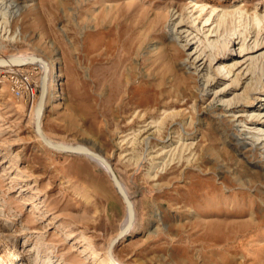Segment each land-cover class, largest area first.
<instances>
[{
  "label": "rangeland",
  "instance_id": "obj_1",
  "mask_svg": "<svg viewBox=\"0 0 264 264\" xmlns=\"http://www.w3.org/2000/svg\"><path fill=\"white\" fill-rule=\"evenodd\" d=\"M195 1L217 6L213 23ZM256 13L264 0H0V57L57 58L61 98L48 102L44 132L102 152L135 206L113 259L127 210L108 172L46 146L33 106L0 76V264H264V154L237 150L223 103L200 90L203 60L190 65L186 33L179 43L166 27L182 14L193 42L234 33L236 54ZM233 58L212 70L223 77Z\"/></svg>",
  "mask_w": 264,
  "mask_h": 264
},
{
  "label": "bare ground",
  "instance_id": "obj_2",
  "mask_svg": "<svg viewBox=\"0 0 264 264\" xmlns=\"http://www.w3.org/2000/svg\"><path fill=\"white\" fill-rule=\"evenodd\" d=\"M194 5L196 6V8L198 9V12H199L198 18H201L204 21V23L209 24L208 22L211 21L212 18H214L213 14L216 13L217 6L208 7V4L206 2H199V1H195ZM238 11L239 10H237V13H238ZM175 14H176V12H171L170 17L174 16ZM239 14H240V12H239ZM218 16L220 18V21L221 20L225 21L224 20V16H225L224 13L218 14ZM189 18H191V17H189ZM233 18H234V15H233ZM171 20H172V22H170V19H169L167 24H166V27L168 29V34L171 35V40H175L176 42L180 43L182 38H183V40H182L183 42H181V46L184 49H189V50L191 49L192 50L191 54L196 55L195 57L193 56L194 60H192L193 62H190V65L196 64L195 63L196 60L197 61L203 60V62L199 66L197 64V66L195 68V70L198 71V73L202 74V77L199 79L200 90H202L203 92H206L207 95L209 94V92L211 90H213L214 91L213 92L214 97L212 100L215 102H222L223 103V108H222L223 112L229 113L228 116L226 117L227 122L230 123L231 127H234V128L236 127V131H232L230 133V137L232 140L236 141L235 144H237V146H236L237 150H239V152L245 156L247 150L245 151L244 149L247 146H249L250 148L248 147V150L250 149L252 151L253 149H255V150L259 151L258 153L264 154V23L261 24V22H264V14L256 13V16H255L256 24L255 25L256 26L258 25V29H257V27H255V30L253 29L255 32V34L253 35L254 36L253 40L249 39V41H247V39H248L247 34L243 35L242 37L240 36V41L237 43V44L240 43L239 44V52H237L236 54L234 53V52H236V50H235L236 49V47H235L236 42H235V39H233V37H232L234 35V33L230 34V35H229V33H227V34L220 33L217 37L208 41L209 45H207L204 43L205 37H204V40L199 37L198 41L197 40H196V42L192 41V40H194L195 36H193V37L191 36V34L193 32L189 31L190 28L187 27L188 21L185 20V18L183 17L182 14L178 15L176 19H171ZM191 21H192V23H194L196 21V19L194 18ZM220 21H218L219 25L221 24ZM213 22H214V19L212 20L211 23H213ZM215 31H217V30H215ZM212 32H214V30H211V33ZM183 33H186V34H184V37H182ZM249 34H250V32H249ZM197 42H199V43L197 45H194ZM208 46H210L212 48L217 47V54L216 53L212 54V52H213L212 50H211L212 52L209 53L207 51ZM19 55H21V56L35 55L37 57L36 64H39L42 67V72L40 74L39 85H38V88H39L38 93L40 90H41V92H40L39 99H38V94H37L36 102L34 103V105L32 107L33 108V116H34V120H35V127H36V120L38 119V116L40 115L42 108H44V112H45L46 106L51 99L57 100L58 98H61L60 89H59V83H60L59 65L57 63L56 57H55V59L48 60V59L44 58L42 55L41 56L38 55L37 53L36 54H26L25 53V54H19ZM230 55H233L234 58L232 59V62H230L227 70H225V72L223 74H221V76H223V77H219L218 73L223 72L222 68H224V69L226 68V65L221 66V63L223 61H220V60H221V58H226ZM214 61H215V63L220 62L218 68L216 69L217 71H219L218 73H217V71L212 70V66H213ZM28 65H30V64H28ZM28 65H24L23 67H26ZM0 67L13 68V67H21V66L3 65L2 64V65H0ZM197 67H199V68H197ZM46 69L48 70V75H49V79H48L47 83H45L44 77L42 75L44 72H46ZM230 73H233L231 75V77H232L231 81H229V82L224 81V83H225L224 85L220 84V81L224 79V76L226 74L228 76ZM217 87H219V88H217ZM45 88H46V90H45ZM57 89L59 90V92L56 91ZM42 92H43V95H41ZM37 99H38V101H37ZM42 100H44L43 105H42ZM245 103H250V104L246 105ZM217 104H216V106H217ZM213 105H214V102L212 104L209 103V107H211ZM240 107H242V109H239ZM42 123L43 122L40 121L41 126H42ZM220 129L223 130V128H220ZM42 130H43V128H42ZM44 131L45 130H43V133L46 135V133ZM222 132H221V134L224 133V132L223 133ZM176 134L178 135V138H179L177 141L180 142V140H182L184 136L180 133H176ZM176 139H177V137H176ZM147 140H149V139H147ZM64 143H66V142H64ZM90 148H92V147H90ZM92 149L95 150L94 148H92ZM95 151H97V150H95ZM99 153L104 155L102 152H99ZM170 153L172 154V151H170V149L167 150L164 155L162 154L163 156L159 153L160 156H158V158L160 157L163 159L164 164L163 163L162 164L164 166L169 164V161L171 164L175 160L174 159L175 157L174 156L172 157ZM80 155L88 156L86 154H80ZM152 155L154 156V154H152ZM88 157H90L92 160L98 162L107 171L105 166L102 163H100L98 160L92 158L91 156H88ZM155 158H156V156H155ZM108 161H109V159H108ZM153 164H154V162H153ZM112 167H113V165H112ZM117 176L126 189V186L123 183L122 179L119 177L118 174H117ZM132 202H133V200H132ZM125 206H126V210H127V215H126V220H125L122 228L120 229V231L128 224L129 219H130L127 205L125 204ZM134 211H135V206H134ZM134 220H135V218H134ZM133 224H134V222H133ZM120 231L118 232V234L120 233ZM118 234L116 236H118ZM107 258L112 264H116L109 256Z\"/></svg>",
  "mask_w": 264,
  "mask_h": 264
},
{
  "label": "water",
  "instance_id": "obj_3",
  "mask_svg": "<svg viewBox=\"0 0 264 264\" xmlns=\"http://www.w3.org/2000/svg\"><path fill=\"white\" fill-rule=\"evenodd\" d=\"M37 57L35 55L30 56H21V55H8V56H2L0 57V65H14V66H24L28 64H36ZM43 77L45 80V83L48 82L49 75L48 70L46 69V72L43 73ZM46 90V88H45ZM43 95V92L42 94ZM44 97V96H43ZM42 100V105H43ZM44 114V108H42V111L40 115L38 116V119L36 120V133L41 138V141L48 146L49 148H54L56 150H60L62 152L67 153H73V154H86L88 156H91L92 158L98 160L100 163H102L105 168L108 171L109 177L111 181L113 182L116 190L118 191L119 195L123 198L125 204L127 205L128 212H129V222L128 224L120 231L118 236H116L110 243L108 247V254L111 258H115L114 255V249L116 245L125 238L132 230L133 222L135 218V211H134V204L132 202V199L130 195L128 194L127 190L125 189L124 185L118 178L114 168L112 167L111 163L108 161V159L99 153L98 151L93 150L90 148L86 143L78 142V143H64V142H57L55 140H52L48 136H46L43 133L42 126L40 125V121H42V116Z\"/></svg>",
  "mask_w": 264,
  "mask_h": 264
},
{
  "label": "built area",
  "instance_id": "obj_4",
  "mask_svg": "<svg viewBox=\"0 0 264 264\" xmlns=\"http://www.w3.org/2000/svg\"><path fill=\"white\" fill-rule=\"evenodd\" d=\"M41 72L42 67L39 64H30L26 67L0 69V76L3 82L8 83L9 90L15 98L33 106L39 90Z\"/></svg>",
  "mask_w": 264,
  "mask_h": 264
}]
</instances>
